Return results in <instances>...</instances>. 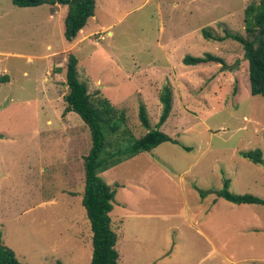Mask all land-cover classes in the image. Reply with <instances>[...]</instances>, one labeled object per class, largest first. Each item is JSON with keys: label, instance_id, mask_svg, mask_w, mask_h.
<instances>
[{"label": "rangeland", "instance_id": "rangeland-1", "mask_svg": "<svg viewBox=\"0 0 264 264\" xmlns=\"http://www.w3.org/2000/svg\"><path fill=\"white\" fill-rule=\"evenodd\" d=\"M252 1L95 0L68 41L67 5L0 0V230L20 261L90 263L82 197L91 136L77 113H62L72 52L90 97L124 111L128 134L110 139L147 131L140 103L154 127L169 83L160 130L190 148L162 142L98 172L116 188L117 264H264V206L216 195L227 178L230 191L264 198V167L239 155L258 147L264 157V96L250 93L240 43L201 35L203 27L244 34ZM205 52L227 66L182 60Z\"/></svg>", "mask_w": 264, "mask_h": 264}, {"label": "trees", "instance_id": "trees-1", "mask_svg": "<svg viewBox=\"0 0 264 264\" xmlns=\"http://www.w3.org/2000/svg\"><path fill=\"white\" fill-rule=\"evenodd\" d=\"M20 7L37 6L42 3L67 5L63 20V35L68 41L73 40L85 26L89 17L94 15L95 0H11ZM244 30L241 34L224 28L223 34L212 33L207 27L201 29L205 39L222 41L231 39L241 44L243 57L247 61L249 90L252 95L264 96V0L250 2L244 8ZM188 65L203 62H216L226 67L225 59L217 54L205 52L203 55L186 54L182 58ZM77 57L69 52L65 64V79L68 87L63 96L65 107L62 113L74 111L87 125L91 146L84 155V189L82 204L92 231V252L89 264H117L119 253L116 249L117 234L111 223L110 212L115 203L116 188L104 182L98 172L104 171L123 160L133 157L142 151H148L162 142L190 148L180 140L171 137L160 126L167 120L172 109V88L165 83L159 91L161 110L154 127H150L148 114L143 103L138 106V119L147 131L139 137L110 139L117 133L128 134L125 114L117 109L104 96L91 98L85 82L80 80L77 69ZM244 158L264 167L262 150L258 147L241 150ZM229 179L223 180V187L216 191L218 197L241 204H259L264 206V198L252 193H235L229 190ZM116 185V184H115ZM0 264H27L20 261L14 251L5 245L0 230ZM39 264H63L61 261L43 262Z\"/></svg>", "mask_w": 264, "mask_h": 264}, {"label": "crops", "instance_id": "crops-1", "mask_svg": "<svg viewBox=\"0 0 264 264\" xmlns=\"http://www.w3.org/2000/svg\"><path fill=\"white\" fill-rule=\"evenodd\" d=\"M58 4V3H57ZM110 32H107V34H109ZM124 202H126V201H124ZM126 205H127V203H126ZM125 207V206H124ZM113 209L115 210V208H114V206H113V208H112V210H111V212L113 211ZM110 212V213H111ZM115 214H119L118 212H114ZM110 217H111V215H110ZM111 223H112V219H111ZM114 229V228H113Z\"/></svg>", "mask_w": 264, "mask_h": 264}]
</instances>
